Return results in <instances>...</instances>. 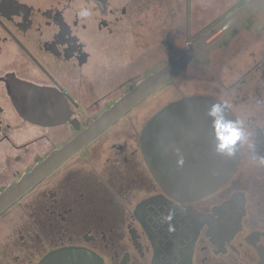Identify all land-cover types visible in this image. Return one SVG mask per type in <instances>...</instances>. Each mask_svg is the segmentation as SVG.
<instances>
[{
  "label": "flooded vegetation",
  "instance_id": "af4514ba",
  "mask_svg": "<svg viewBox=\"0 0 264 264\" xmlns=\"http://www.w3.org/2000/svg\"><path fill=\"white\" fill-rule=\"evenodd\" d=\"M142 1L0 0V158L25 164L6 183L0 164V191L145 76ZM81 6L93 15L76 18ZM248 20L187 67L204 80L181 96L226 102L264 156V12ZM15 97L27 99L28 117ZM137 106L0 215V264L63 249L97 264H264V166L242 145L220 188L170 196L144 162Z\"/></svg>",
  "mask_w": 264,
  "mask_h": 264
},
{
  "label": "water",
  "instance_id": "95a60500",
  "mask_svg": "<svg viewBox=\"0 0 264 264\" xmlns=\"http://www.w3.org/2000/svg\"><path fill=\"white\" fill-rule=\"evenodd\" d=\"M263 7L264 0H245L188 42L178 55L142 77L98 116L88 120L74 137L8 183L0 191V215L19 203L63 162ZM217 100L206 95L181 96L160 108L142 127L140 148L144 162L154 180L168 195L196 199L220 188L233 174L238 153L228 158L213 151L212 118L206 111ZM14 102L18 111L28 117L27 99L15 97ZM226 115L234 118L228 108ZM176 148L184 156L183 167L176 166ZM38 264H97V259L86 251L63 249L46 255Z\"/></svg>",
  "mask_w": 264,
  "mask_h": 264
},
{
  "label": "rangeland",
  "instance_id": "374dc122",
  "mask_svg": "<svg viewBox=\"0 0 264 264\" xmlns=\"http://www.w3.org/2000/svg\"><path fill=\"white\" fill-rule=\"evenodd\" d=\"M186 1V2H185ZM245 0H143L142 2V76L161 67L179 53L187 36L195 37L211 21ZM264 8V7H263ZM261 10V9H260ZM264 12H256L248 21ZM186 27L188 28L186 30ZM169 42V43H167ZM183 50V49H182ZM181 52V51H180ZM203 57L197 62L201 63ZM196 63V62H195ZM192 67V66H191ZM190 68V66H189ZM188 69V68H187ZM186 72L181 70L173 81H168L149 95L133 110L142 126L160 108L186 94L194 86L203 82L202 69ZM153 70V71H152ZM8 166L2 182L12 180L11 172L25 164H14L13 160L4 162ZM9 164V165H8Z\"/></svg>",
  "mask_w": 264,
  "mask_h": 264
},
{
  "label": "clouds",
  "instance_id": "9594fccd",
  "mask_svg": "<svg viewBox=\"0 0 264 264\" xmlns=\"http://www.w3.org/2000/svg\"><path fill=\"white\" fill-rule=\"evenodd\" d=\"M75 17L85 20L93 15L92 9L81 6L74 13ZM228 105L223 101H213L207 108V115L210 116L212 133L214 138L213 151L221 156L231 158L239 152L242 145L249 149V155L253 162L264 166V156L255 152V144L250 140L252 135L245 127V121L242 119L229 118L226 115ZM176 166L183 167L184 156L179 148L175 149ZM171 215L165 219L170 220Z\"/></svg>",
  "mask_w": 264,
  "mask_h": 264
}]
</instances>
